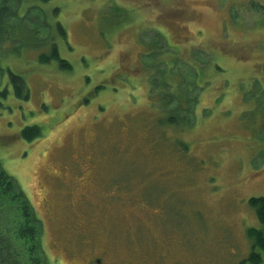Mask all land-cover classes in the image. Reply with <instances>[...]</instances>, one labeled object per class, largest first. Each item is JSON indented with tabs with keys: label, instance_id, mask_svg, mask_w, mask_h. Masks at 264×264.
<instances>
[{
	"label": "rangeland",
	"instance_id": "obj_1",
	"mask_svg": "<svg viewBox=\"0 0 264 264\" xmlns=\"http://www.w3.org/2000/svg\"><path fill=\"white\" fill-rule=\"evenodd\" d=\"M54 4L67 37L51 33L72 69L42 61L52 47L35 38L0 44V162L43 221L49 264H251L246 230L260 222L249 201L264 196V0ZM40 18L22 19L31 29ZM9 71L26 80L20 97ZM164 77L176 95L181 80L188 104L155 94ZM172 108L188 124L165 123ZM31 125L42 136L26 141Z\"/></svg>",
	"mask_w": 264,
	"mask_h": 264
},
{
	"label": "trees",
	"instance_id": "obj_2",
	"mask_svg": "<svg viewBox=\"0 0 264 264\" xmlns=\"http://www.w3.org/2000/svg\"><path fill=\"white\" fill-rule=\"evenodd\" d=\"M51 2L52 0H0V44L6 40H18L20 50L25 49V46H29V44L27 45V37L35 38L36 41H43L45 45H51L52 47L51 51L46 49L45 53L41 54L42 61L59 60L64 68L72 69L73 66L69 61L61 58L58 43L55 42L56 37H53L51 33L54 28L59 32V36L64 39L67 37L64 24L56 18L59 12L57 5L46 6ZM30 9L39 11L41 16L40 23H37V26L31 29L28 28V22L26 23L25 19H22ZM52 14L55 16L54 21L51 19ZM15 19L17 21H14ZM41 29L42 31L47 30L50 34L45 38H41L38 33V30ZM42 49L44 48H40L39 51ZM4 50L5 47L1 46L0 58L5 55ZM16 50L18 53L20 52L18 49ZM2 69L4 72L5 69L3 67ZM9 69L7 68V72ZM9 73L13 75L11 81L16 89V94L19 97L22 96L26 90V80L19 73L12 71H9ZM163 80L162 91H155V94L167 98L174 96L178 107H184L188 102V98L187 95L184 96L180 93L179 84L182 83L181 80L176 82L177 95L171 92L169 88L171 84L165 81V77ZM159 84L160 82L157 86ZM8 93L7 88L0 89V100L6 98ZM162 102L163 104L167 103L166 100ZM167 113L171 116L169 115L170 118L165 123L178 124L182 119L188 124L187 118L180 115L178 109L172 108ZM20 133V136L26 141H33L42 136L39 125L27 126ZM9 139V137L3 138L2 144L6 145ZM249 203L256 210L260 226H252V228L246 230L252 249L244 261L251 264H262L264 263V196L252 197ZM44 233L43 221L37 216L31 200L28 199L15 178L5 170L0 162V264H49L43 242Z\"/></svg>",
	"mask_w": 264,
	"mask_h": 264
},
{
	"label": "flooded vegetation",
	"instance_id": "obj_3",
	"mask_svg": "<svg viewBox=\"0 0 264 264\" xmlns=\"http://www.w3.org/2000/svg\"><path fill=\"white\" fill-rule=\"evenodd\" d=\"M88 264H101L102 263V259L101 257H93L91 259H88Z\"/></svg>",
	"mask_w": 264,
	"mask_h": 264
}]
</instances>
